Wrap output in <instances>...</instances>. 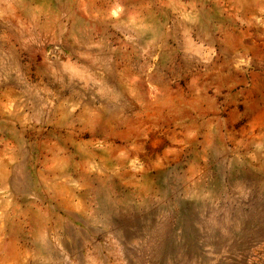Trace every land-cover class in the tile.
Masks as SVG:
<instances>
[{
    "label": "rangeland",
    "instance_id": "1",
    "mask_svg": "<svg viewBox=\"0 0 264 264\" xmlns=\"http://www.w3.org/2000/svg\"><path fill=\"white\" fill-rule=\"evenodd\" d=\"M0 264H264V0H0Z\"/></svg>",
    "mask_w": 264,
    "mask_h": 264
}]
</instances>
